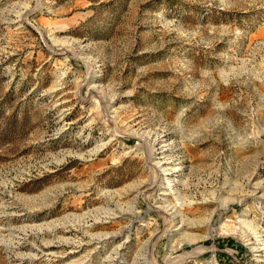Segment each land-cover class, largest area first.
<instances>
[{
	"label": "rangeland",
	"instance_id": "374dc122",
	"mask_svg": "<svg viewBox=\"0 0 264 264\" xmlns=\"http://www.w3.org/2000/svg\"><path fill=\"white\" fill-rule=\"evenodd\" d=\"M164 177L229 200L184 210L215 211L183 221L194 241L157 211ZM251 245L264 0H0V264H252Z\"/></svg>",
	"mask_w": 264,
	"mask_h": 264
},
{
	"label": "bare ground",
	"instance_id": "6f19581e",
	"mask_svg": "<svg viewBox=\"0 0 264 264\" xmlns=\"http://www.w3.org/2000/svg\"><path fill=\"white\" fill-rule=\"evenodd\" d=\"M108 109H109V107L106 109V114L109 113ZM109 118H112V117H109ZM102 147L103 146L95 147L93 152H97ZM148 158H149V156H148ZM148 160H149V164H150L151 168L156 171V174L167 175L170 173L168 171L170 168H169V166H167V162L165 160H160L159 157H155V158L150 157V159H148ZM164 179H165L167 185L169 186V190H170L174 200H173V202H171V201H167L165 199V201H167L165 204L156 206L158 208L157 211H160L161 213L164 214L165 220L167 219L168 222L172 223V225L174 226V229L177 230V233H179V236L181 238L182 237L185 238V239L182 238L183 240H186V239L191 240L192 238L196 237V236H193V235L185 232L182 229L183 221L187 220V222L190 221L192 224L197 223V225H198V223L204 224L205 222H208L211 219V215L213 213H215V211H213L211 213L210 217L200 218V219L197 218V219L193 220V219L188 218L187 216H184V210L186 211V210L190 209L192 206L196 205L197 203H202V202H206V201H217L221 208H226L227 207L226 204L229 202L228 199L221 198L220 196H217L215 191H207V192L203 191L201 193V199L200 200H197L194 196L182 195L179 191H176L175 188L174 189L172 188V184L175 182L173 179H168L167 177L166 178L164 177ZM172 181H174V182H172ZM116 216L117 215L115 213L106 214L105 218L110 219V218H114ZM239 223H244V224L249 225V223L245 222L244 220H242L240 218H239ZM193 226H194V224H193ZM223 226H225V225H222V227L220 228L221 230H223V228H224ZM208 227H209V225H208ZM210 235H211V228L209 227L208 236H210ZM148 242H149V239L144 244H142L143 245L142 249H144L142 254H143L144 258L148 257V251H146V249H147L146 245ZM251 248L254 249L255 252H257V254H258L257 257H259V258H257L256 261L254 260V263H252V264H258V261H260V259H262V257H264V248H260V247L255 246V245H251ZM208 264H214V262L209 261Z\"/></svg>",
	"mask_w": 264,
	"mask_h": 264
}]
</instances>
